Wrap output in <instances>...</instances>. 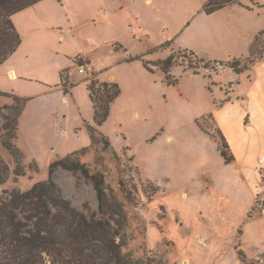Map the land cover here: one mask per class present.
Masks as SVG:
<instances>
[{"label": "crops", "instance_id": "0c3cea01", "mask_svg": "<svg viewBox=\"0 0 264 264\" xmlns=\"http://www.w3.org/2000/svg\"><path fill=\"white\" fill-rule=\"evenodd\" d=\"M206 1L39 0L10 16L20 42L0 63V103L25 99L13 144L38 166L89 146L88 127H96L159 188L150 206L166 208L165 228L174 226L175 213L189 224L198 218L216 223L215 241L184 264H239L238 253L222 252L233 235L229 224L242 230L236 250L250 256L264 251V205L248 216L264 197V58L234 72L227 93L219 81L208 88L202 73L171 71L178 83L168 85L164 74L148 71L137 58L159 52L165 59L176 49L222 63L245 58L264 30V0H241L210 14L203 11ZM78 56L100 62V81L119 87L101 125L94 122L86 81L75 72ZM161 92L164 103L167 93L176 99L175 108L166 107L169 123L160 118L146 128ZM181 108L186 120L176 119ZM207 115L232 161L225 162L217 140L198 123Z\"/></svg>", "mask_w": 264, "mask_h": 264}, {"label": "trees", "instance_id": "16d2710c", "mask_svg": "<svg viewBox=\"0 0 264 264\" xmlns=\"http://www.w3.org/2000/svg\"><path fill=\"white\" fill-rule=\"evenodd\" d=\"M38 1L0 0V63L16 49L20 42L19 34L10 16ZM240 1L207 0L203 5V11L210 14L228 4L240 3ZM261 35H264V30L254 37L245 58L252 55L253 47ZM177 52L189 55L191 59L202 63L204 67H208L210 63L188 49L174 50L165 59L154 62H147L142 57L137 58L142 60L144 67L150 72L153 70L148 66L149 63L158 66L164 74L165 82L168 85H176L178 78L170 74V69L175 64ZM263 58L264 54L247 59L246 63L243 58H233L224 64L238 74L248 70L256 60ZM213 63L222 64L217 60ZM63 85L65 88V82ZM101 85L103 88L97 91L95 98L90 96L96 125H101L106 120L110 103L119 94L117 84L101 82ZM14 98L17 99V97ZM22 101L24 105L25 99ZM20 111L16 114V118L4 116L5 123L0 128L8 133V138H15V134L12 136L11 131L15 132ZM88 131L91 133L97 129L89 126ZM98 133L104 139V143L110 144L102 133ZM217 133L219 151L225 162H230L233 156L220 131ZM2 145L15 156L17 149L9 140H5ZM78 152L54 159L48 165L46 180L35 183L26 191L13 190L7 193L8 196L0 197V264H164V261L152 254L137 257L128 251L129 238L123 205L112 197L109 198L99 174L91 173L85 164L70 159ZM56 167L73 172L80 171L92 182L101 215L99 218L86 217L71 207L69 202L61 196L53 179ZM8 170V166L0 157V184L7 179ZM13 174L22 176L24 171L18 167L13 170ZM256 203L260 210L264 205V197ZM238 257L245 263V256L241 250H238Z\"/></svg>", "mask_w": 264, "mask_h": 264}, {"label": "rangeland", "instance_id": "374dc122", "mask_svg": "<svg viewBox=\"0 0 264 264\" xmlns=\"http://www.w3.org/2000/svg\"><path fill=\"white\" fill-rule=\"evenodd\" d=\"M262 54H264V35L259 36L253 47L252 55L249 58H245L246 60L243 58V61L246 63L247 59L252 57L256 58V56ZM160 57L161 54L159 52H151V55L144 57V60L147 62H154L159 60ZM95 61L96 60H94V62ZM207 61H210V63L208 67H204L202 63L191 59L189 55L177 52L175 64L170 69V74H172L171 71L177 74H182L186 71L190 74L202 73L204 76L208 77V88H211L212 84L219 81L220 84H222L221 89L224 92L226 91L225 93L229 92V83L234 79V71L232 69L229 70V68L227 69L224 63H213V60ZM148 66L153 72L163 75V72L158 66L151 63H149ZM101 71L99 73H101ZM97 79L100 81L99 78ZM84 80L86 81L88 78L84 77ZM65 85L68 86L67 82H65ZM171 92L176 99H181L179 93V97H177L174 89H171L170 93ZM164 97V93L161 92L158 94L157 103L151 104V121L150 119L146 121V128H149L153 121L156 123L160 122L162 120L160 118L168 122V110L166 107L170 104L171 106L175 104L176 99L171 95L169 96L167 93L166 98L168 102L164 103ZM21 106H23V101L19 98L8 99V102L0 103V126L5 123L4 116L16 118V114L20 111ZM186 112V108L175 111L176 119L186 120ZM198 123L217 141L219 140L218 130L212 121L211 115L198 119ZM131 130L134 132L136 128L133 127ZM97 131L90 133L91 142L89 146L84 147L82 151H80L82 148L77 150L79 152L71 156L70 159L85 164L91 173L99 174L103 179V187L109 198L112 197L113 200L123 205L126 213V230L129 238L127 245L128 251H131L137 257H144L152 254L164 261V264H184L185 260L189 263L188 257L192 256L191 253L193 255L194 253H203L213 239L215 241L216 234L214 233V228L216 223L210 220L207 221V219L200 221L197 215L196 217L198 219L189 224L185 223L182 217L175 213L172 215L174 220V223H172L174 226L165 228L164 218L167 215L166 208L159 206L152 209L150 206V202L159 191V188L154 182L142 177L139 169L133 162L132 155L128 151L118 153L110 144L104 143V139ZM14 134L15 132L12 130L11 135L14 136ZM7 135L8 133L0 128L1 144L5 140H9V142L13 144V138H8ZM5 149H0V155L9 170L7 179L0 184V197L8 196L7 193L13 190L26 191L35 183L46 180L48 166L45 167L44 161H40L38 166L34 161L28 160L26 157L23 158L19 151L16 150L15 156H13L10 151ZM53 160H51L50 163ZM18 167L23 169L24 175L16 176L13 174V170ZM53 179L60 190L61 196L69 202L71 207L83 213L88 218L91 216L99 218L101 216L98 211V201L92 182L85 178L80 171L73 172L61 167H56L53 173ZM198 183L200 182L198 181ZM261 187L262 185L257 187V190H260ZM255 193L261 194V190ZM261 200L258 201L260 202ZM252 210L253 212H250L248 216L257 213L259 205L255 203ZM229 227L233 235L230 236V239L229 236H227L228 238L226 243H224L222 252H224V254L228 253L227 256L231 255L230 253H234V257H236L238 250H240L238 248L236 250V247L240 244L239 237L242 230L240 225L235 227L229 224ZM151 228L156 231V236L154 238L152 237V239L150 237ZM172 234H177L184 239L173 238L170 236ZM184 251H189V253L185 255L183 254ZM242 252L245 256V263L242 262L241 259L239 260V264H264V251L255 252V256H250L251 254L245 251Z\"/></svg>", "mask_w": 264, "mask_h": 264}, {"label": "built area", "instance_id": "2783aa9c", "mask_svg": "<svg viewBox=\"0 0 264 264\" xmlns=\"http://www.w3.org/2000/svg\"><path fill=\"white\" fill-rule=\"evenodd\" d=\"M75 72L79 75L87 77L86 85L89 91V95L94 99L97 91L102 89L101 81L97 78L99 72L102 70L101 64L98 61H90L89 59H83L81 56H78L75 61ZM64 74H67L64 72Z\"/></svg>", "mask_w": 264, "mask_h": 264}]
</instances>
